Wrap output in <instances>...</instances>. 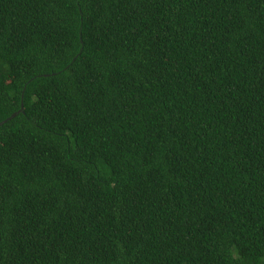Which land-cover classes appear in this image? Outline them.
<instances>
[{
  "label": "trees",
  "instance_id": "16d2710c",
  "mask_svg": "<svg viewBox=\"0 0 264 264\" xmlns=\"http://www.w3.org/2000/svg\"><path fill=\"white\" fill-rule=\"evenodd\" d=\"M0 264H264V0H0Z\"/></svg>",
  "mask_w": 264,
  "mask_h": 264
},
{
  "label": "water",
  "instance_id": "95a60500",
  "mask_svg": "<svg viewBox=\"0 0 264 264\" xmlns=\"http://www.w3.org/2000/svg\"><path fill=\"white\" fill-rule=\"evenodd\" d=\"M21 109H22V107H21V104H20V107H19L16 111L12 112L7 118H5V119H3L2 121H0V123H2L3 121H5V120L8 119V118L13 117L15 114H17L18 112H20Z\"/></svg>",
  "mask_w": 264,
  "mask_h": 264
}]
</instances>
